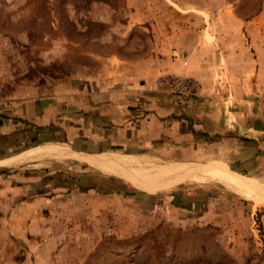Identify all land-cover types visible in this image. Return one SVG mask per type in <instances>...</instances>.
I'll return each mask as SVG.
<instances>
[{
	"label": "rangeland",
	"instance_id": "374dc122",
	"mask_svg": "<svg viewBox=\"0 0 264 264\" xmlns=\"http://www.w3.org/2000/svg\"><path fill=\"white\" fill-rule=\"evenodd\" d=\"M258 1L0 0V105L60 92L76 79L100 74L104 65L118 58L133 61L150 56L154 29L176 32L180 48L203 37L206 47L213 50L209 55L215 78L211 93L222 98L217 100V107L233 112L235 118L244 121V128L251 124L253 130L229 132L220 145H206L203 152H191L183 163L157 160L154 165L184 164L196 171V178L179 180L180 190L171 197L187 196L197 190L204 201L203 208L186 212L163 204L159 222L174 231L213 227L217 229L213 238L234 264H264V228L260 219L264 202L254 203L203 174V167L212 165L214 170L246 184L264 183V3L255 17H248L247 10ZM174 51L184 64L187 52ZM175 77L197 84V95L188 107L177 104L166 89L165 81ZM158 84L182 109L191 107L204 93L201 81L192 77L165 76ZM39 156L36 158L45 155ZM41 160L0 171V264H83L103 238L142 234L159 223L147 227L140 214H110L104 217L103 232L93 235L99 240L89 251L88 211L68 212L63 205L67 199L61 194L66 191L59 194L53 210L60 216H52V208L47 207L43 209L44 216L36 217L33 205H18L10 216L9 197L13 204L22 198L33 204L27 193L35 192V186L31 190L29 184H35L36 164ZM150 166L153 165L131 164L127 168L144 170ZM154 169L157 168L150 170ZM116 174L124 180L125 187H134L122 174ZM174 183L157 187H171ZM49 193L46 196L51 201ZM162 194L170 197L166 193L157 195ZM79 202L77 199L76 208ZM57 242L75 245L69 248L67 262L59 254L61 245Z\"/></svg>",
	"mask_w": 264,
	"mask_h": 264
},
{
	"label": "crops",
	"instance_id": "0c3cea01",
	"mask_svg": "<svg viewBox=\"0 0 264 264\" xmlns=\"http://www.w3.org/2000/svg\"><path fill=\"white\" fill-rule=\"evenodd\" d=\"M157 30L153 31L154 47L150 56L133 61L118 58L104 65L100 74L76 79L60 92L0 105V171L32 161L39 156L36 152L40 147L49 149L44 159L36 164L35 184H29L31 190L35 186L34 193H27L32 198L29 203L33 204H27L23 198L13 204L9 197L10 216L18 205L19 208L33 205L36 217L44 216L43 209L47 207L52 208V216H60L53 210L59 194L66 191L61 194L67 199L63 205L69 208L68 212L73 209L82 213L88 211L90 226L86 236H89L90 251L99 240L93 235L104 230V217L137 213L146 221L147 227L154 226L159 222L158 212L163 204L173 207L171 201L176 197L171 195L180 190L179 180L195 176L196 171L189 169L161 174L171 164L154 165L157 160L183 163L191 152H203L206 145H220L229 132L242 128L253 130L251 124L244 128V121L235 118L233 112H223L217 107V100L222 98L211 93L215 78L209 55L213 50L206 47L203 37L180 48L176 32ZM174 49L187 52L184 64ZM170 75L200 80L204 93L191 107L179 108L158 84L163 77ZM256 129V132L263 133L260 128ZM94 157L104 159L108 162L106 167L115 169L127 168L131 164L153 165L140 170L147 171L148 179L158 175V181L144 186L124 176L134 186L125 187L124 180L116 174L118 172L106 171ZM15 159L20 161L8 163ZM151 167L157 169L150 170ZM159 169L160 175L155 172ZM203 169L227 177L214 170L212 165ZM170 181L175 182L171 187H157ZM76 183L83 187L79 188ZM108 186L109 191L103 193ZM47 193L52 195L51 201ZM77 199L81 201L78 208L75 205ZM142 202L148 203L151 211L146 214L137 211L135 205ZM260 217L264 228V214ZM57 245H61L58 252L67 262L69 248L75 245L69 242H57Z\"/></svg>",
	"mask_w": 264,
	"mask_h": 264
},
{
	"label": "trees",
	"instance_id": "16d2710c",
	"mask_svg": "<svg viewBox=\"0 0 264 264\" xmlns=\"http://www.w3.org/2000/svg\"><path fill=\"white\" fill-rule=\"evenodd\" d=\"M263 3L259 0L256 5L251 4L247 9L248 17L258 15ZM248 17L244 20H249ZM109 189L110 186L103 193ZM203 203L202 194L197 190L185 198L171 201L173 208L179 210H197ZM135 206L137 211L145 214L151 211L148 203ZM216 230L207 226L192 231H174L162 227L159 222L142 234L125 237L112 234L99 242L83 264H234L213 238Z\"/></svg>",
	"mask_w": 264,
	"mask_h": 264
},
{
	"label": "bare ground",
	"instance_id": "6f19581e",
	"mask_svg": "<svg viewBox=\"0 0 264 264\" xmlns=\"http://www.w3.org/2000/svg\"><path fill=\"white\" fill-rule=\"evenodd\" d=\"M44 149L45 148H42V147L38 148L37 149L38 151L36 150L37 151L36 154L37 155L46 154L49 151L48 150L47 152H45ZM94 159L98 163H100L106 171L108 170L111 172H118L119 174H122L123 176L128 177V179H130L132 182H138L144 186H148V185H152V184L156 183L158 181L157 178H159L158 175H155L153 177V179H148L147 177L149 174L147 173V171H143L140 169L122 168V167H120L122 169H115V168L110 167V166L106 167L107 165H105V163H104L105 161L102 162L100 160V158H97V157L96 158L94 157ZM20 160H21V157H20ZM20 160L16 159V161H18V162ZM24 161L26 162V160H24ZM116 168H118V167H116ZM187 169L193 170V168L192 169L187 168V166L184 164H171V165L165 167V169L162 170V172L160 171L161 169L156 170L155 172L158 173L159 175H160V172L162 174L165 171L167 173L174 174V173H179V172L184 171V170L188 171ZM203 171H206L205 174L210 179L219 182L220 184L224 185L225 187L229 188L230 190L234 191L235 193H238L241 196L252 200L254 203L264 202V184H262V185L246 184L243 181H240L239 179H228L226 176H223L220 174L218 175V174H215L214 172H211V171H208L205 169H203Z\"/></svg>",
	"mask_w": 264,
	"mask_h": 264
},
{
	"label": "built area",
	"instance_id": "2783aa9c",
	"mask_svg": "<svg viewBox=\"0 0 264 264\" xmlns=\"http://www.w3.org/2000/svg\"><path fill=\"white\" fill-rule=\"evenodd\" d=\"M165 85L174 101L184 107L190 106L197 95V84L188 79L169 78Z\"/></svg>",
	"mask_w": 264,
	"mask_h": 264
},
{
	"label": "water",
	"instance_id": "95a60500",
	"mask_svg": "<svg viewBox=\"0 0 264 264\" xmlns=\"http://www.w3.org/2000/svg\"><path fill=\"white\" fill-rule=\"evenodd\" d=\"M42 155H45V156H46L47 154H42ZM45 156H43V157H41V158L33 159L32 161H29L28 164L36 163L37 160L44 159ZM39 157H40V156H39Z\"/></svg>",
	"mask_w": 264,
	"mask_h": 264
}]
</instances>
